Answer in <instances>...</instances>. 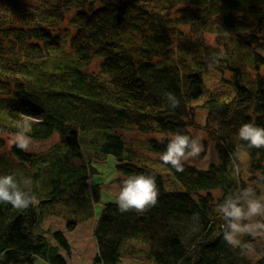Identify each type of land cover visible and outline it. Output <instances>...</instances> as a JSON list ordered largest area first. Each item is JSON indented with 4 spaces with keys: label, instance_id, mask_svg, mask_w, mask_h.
Wrapping results in <instances>:
<instances>
[{
    "label": "trees",
    "instance_id": "16d2710c",
    "mask_svg": "<svg viewBox=\"0 0 264 264\" xmlns=\"http://www.w3.org/2000/svg\"><path fill=\"white\" fill-rule=\"evenodd\" d=\"M262 26L264 0H0V134H15L31 115L32 141L56 136L39 153L5 147L0 137V174L30 177L36 197L23 212L0 204V264L67 263L65 232L92 217L104 186L86 185L97 170L79 161L84 151L113 156L117 173H154L159 187L158 205L143 214L102 204L94 264H119L135 255V244L146 264H264V237H243L246 254L224 241L208 193H230L245 187V176L257 183L264 173V148L248 149L238 136L244 123L264 126V57L255 50ZM216 70L223 81L209 91L203 76ZM197 109L207 114L205 126ZM191 128L214 143L216 161L206 169L166 165L164 176L139 166L144 153L164 152L166 137ZM128 130L140 137L128 138ZM64 152L73 158L65 162ZM234 156L239 176L231 172ZM194 213L199 231L191 233ZM49 215L62 218L64 229L43 228Z\"/></svg>",
    "mask_w": 264,
    "mask_h": 264
},
{
    "label": "clouds",
    "instance_id": "9594fccd",
    "mask_svg": "<svg viewBox=\"0 0 264 264\" xmlns=\"http://www.w3.org/2000/svg\"><path fill=\"white\" fill-rule=\"evenodd\" d=\"M223 55V54H221ZM213 62L219 64L220 58L213 57ZM169 106L173 109L179 106V99L172 93L167 94ZM33 121L24 119L18 124L17 131L11 137V144L28 152L32 150L33 141L29 135ZM203 125V121L200 122ZM241 141L247 142L248 149L264 148V126L255 122L241 125L238 133ZM167 138L166 150L160 154H151L152 159H158L165 165H170L177 172L184 171V164L189 159H195L204 151L203 136H193L185 132H176ZM158 139H165L160 137ZM242 171L237 157L232 158L231 172L239 176ZM264 183V173L257 176V184ZM30 177L11 172L0 174V204H10L14 209L23 212L36 203L32 192ZM159 187L154 173L132 174L122 179L119 193L116 197L118 210L121 213L136 212L143 214L158 205ZM217 214L221 224L224 241L233 249H239L242 254L247 252L245 236L253 238L264 237V193L258 194L255 187L237 186L223 198L218 205ZM254 218L258 219L252 222ZM199 213L192 216L191 233L199 231Z\"/></svg>",
    "mask_w": 264,
    "mask_h": 264
},
{
    "label": "rangeland",
    "instance_id": "374dc122",
    "mask_svg": "<svg viewBox=\"0 0 264 264\" xmlns=\"http://www.w3.org/2000/svg\"><path fill=\"white\" fill-rule=\"evenodd\" d=\"M21 1L29 2V3H37L39 0H21ZM58 28L59 29L54 30V32H58L60 30H64L65 28H68L67 23ZM257 36L262 38V40H260V44L262 45L260 48H255V50L259 55L261 54L264 57V26H262ZM91 68L95 69L96 65L91 66ZM212 74H217V79H212L210 77V75ZM221 80L223 81V76L217 70L215 71V73H211V74L207 72L203 76V86L204 88L206 87L209 91H215L219 89V82ZM0 95L1 98L6 97L4 94H0ZM207 96H208L207 93H205L202 96V98L204 99ZM200 103L201 100H198L194 102V105H198ZM206 116L207 114L205 111L197 109V115H196L197 124L201 125L200 122L203 121L204 122L203 126H205L207 119ZM24 117L28 120H34V118L31 115ZM188 132L193 136L199 135L204 137L202 141V143L204 144V151L200 154L199 157L195 159H189L185 163L191 164L197 168L206 169L210 163L216 161L214 143L207 138L204 132L197 130V128L188 129ZM14 135L15 134L3 133L0 134V137L3 138L5 141L11 143L10 142L11 137H13ZM126 136L130 139H137L140 137L138 134H136V132L130 130L126 132ZM55 141H56V136H53L49 141H44V142L33 141L31 152H39L45 150L48 147H50ZM151 154H156V153H152V152L144 153L146 157V162L150 166L155 167L156 171H159L164 176H167L169 172L167 166L164 165L158 159H152ZM90 156L95 157L93 155ZM94 166L96 167L97 173L92 175L91 183L92 184L100 183L104 185L101 187L100 203L94 205L95 213H93L92 217H90L89 219L85 218L84 221L79 222L73 231L67 233L65 232V234H67V239L70 244V250L68 254L60 250V254L65 259L64 260L65 263L67 262L66 264H94L93 257L96 251V246L93 236V228L98 217L97 214L100 211L103 203L116 202V197L121 187L120 183L117 185L116 183H111V181H113L116 178L115 159L113 156L111 155L107 156L105 163H103L102 165L100 163L98 164L96 163ZM262 193H264V187H261V194ZM42 226L43 228H50V229H57V228L64 229V222L62 218L58 216L49 215L42 222ZM134 243L135 242H132V244ZM135 247H136L135 255L133 256L130 254L123 257L119 262V264H146L144 249H142V247L139 244H135ZM128 249L131 250L130 245L128 246Z\"/></svg>",
    "mask_w": 264,
    "mask_h": 264
},
{
    "label": "bare ground",
    "instance_id": "6f19581e",
    "mask_svg": "<svg viewBox=\"0 0 264 264\" xmlns=\"http://www.w3.org/2000/svg\"><path fill=\"white\" fill-rule=\"evenodd\" d=\"M133 106V108H135V110L137 111L138 109H139V105H137V104H135V103H133L132 104ZM249 115V114H248ZM170 136V135H169ZM4 142V144H5V147H7V146H9V145H12L11 143H9V142H7V141H3ZM82 149L84 150V147H82ZM42 151H44V150H42ZM40 152V151H39ZM38 152V153H39ZM62 155H63V160L66 162L67 160H71V158H73L72 157V153H70V152H68V153H66V152H64V153H62ZM107 156H109V155H107ZM107 156H105L104 157V159H100V158H96V157H92V156H90V155H88L85 151L83 152V153H80V158H79V161L80 160H84L85 162H84V165L87 167V168H93L94 167V165L97 163V162H99L101 165L103 164V163H105V161H106V158H107ZM55 157V154L51 157L52 159ZM69 158V159H68ZM115 159V158H114ZM74 162H75V160H74ZM115 163H117V161H116V159H115ZM67 164V163H66ZM98 164V163H97ZM139 166L140 167H142V166H144V167H146V168H150V169H155V167H152V166H150L147 162H145V161H140V163H139ZM67 167H69V166H67ZM70 168V167H69ZM65 169H68V168H66L65 167ZM93 174H95V173H91L87 178H85L84 179V181H85V183H86V185L88 186V187H90V186H93L92 185V183H91V177H92V175ZM131 175L132 174H139L138 172H131L130 173ZM128 175H126V174H123V173H117L116 172V178L113 180V181H111V183H116V185L117 184H122V179L123 178H126ZM252 178V176L251 175H249V176H245V178H244V186L246 187V186H252V187H255L256 188V190H257V193L258 194H261V187H264V186H261V185H259V184H257L253 179H251ZM177 189V188H176ZM99 190H101V188L99 189ZM208 193L210 194V196H212L215 200H217V201H212V202H210V205H211V208H214V209H217L218 208V205L223 201V198L226 196V195H228L229 193H227L226 192V194H223L222 193V191H220V190H209L208 191ZM216 193H218V194H216ZM231 193V192H230ZM206 195V192H203V196H205ZM55 203V202H54ZM98 203H100V202H98ZM98 203H96V204H98ZM96 204H94V205H96ZM101 208H102V206H101ZM94 213H95V211H94ZM99 213V212H98ZM97 214V213H96ZM98 215V214H97ZM216 218L218 217V216H215ZM222 231V230H221ZM66 235V237H67V234H65ZM222 235V234H221Z\"/></svg>",
    "mask_w": 264,
    "mask_h": 264
}]
</instances>
